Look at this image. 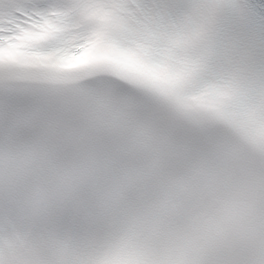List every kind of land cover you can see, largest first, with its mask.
Wrapping results in <instances>:
<instances>
[{"label": "snow or ice", "instance_id": "6c2138e0", "mask_svg": "<svg viewBox=\"0 0 264 264\" xmlns=\"http://www.w3.org/2000/svg\"><path fill=\"white\" fill-rule=\"evenodd\" d=\"M0 264H264V0H0Z\"/></svg>", "mask_w": 264, "mask_h": 264}]
</instances>
